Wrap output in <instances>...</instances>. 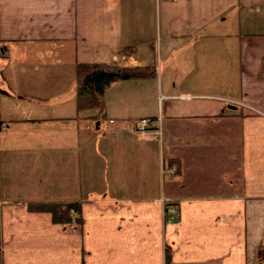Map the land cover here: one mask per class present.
<instances>
[{
	"label": "crops",
	"instance_id": "0c3cea01",
	"mask_svg": "<svg viewBox=\"0 0 264 264\" xmlns=\"http://www.w3.org/2000/svg\"><path fill=\"white\" fill-rule=\"evenodd\" d=\"M0 122V264H264V0H0Z\"/></svg>",
	"mask_w": 264,
	"mask_h": 264
},
{
	"label": "trees",
	"instance_id": "16d2710c",
	"mask_svg": "<svg viewBox=\"0 0 264 264\" xmlns=\"http://www.w3.org/2000/svg\"><path fill=\"white\" fill-rule=\"evenodd\" d=\"M145 77L139 68L119 70L105 64H80L76 66L78 112L102 108L101 98L104 91L113 83L121 80ZM0 122V130H1ZM28 209L35 212H47L55 224L81 227L80 204L76 202L51 201L29 202ZM263 253L260 251L259 254Z\"/></svg>",
	"mask_w": 264,
	"mask_h": 264
},
{
	"label": "built area",
	"instance_id": "2783aa9c",
	"mask_svg": "<svg viewBox=\"0 0 264 264\" xmlns=\"http://www.w3.org/2000/svg\"><path fill=\"white\" fill-rule=\"evenodd\" d=\"M150 123L151 121L149 119H138V120H133L131 122V126L133 127V129L138 132V133H141V132H147V130L149 129L150 127ZM175 209H172V208H168L167 206L164 207V216L166 215H170V214H175Z\"/></svg>",
	"mask_w": 264,
	"mask_h": 264
},
{
	"label": "rangeland",
	"instance_id": "374dc122",
	"mask_svg": "<svg viewBox=\"0 0 264 264\" xmlns=\"http://www.w3.org/2000/svg\"><path fill=\"white\" fill-rule=\"evenodd\" d=\"M157 71H159V69H158V64H157ZM148 131V130H147ZM146 133V131L145 132H141V133H139V134H141V135H144ZM170 215H172V214H170Z\"/></svg>",
	"mask_w": 264,
	"mask_h": 264
}]
</instances>
